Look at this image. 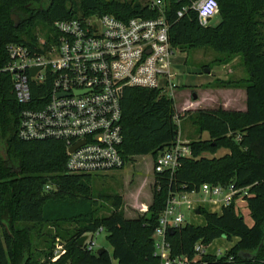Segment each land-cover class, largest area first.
I'll return each mask as SVG.
<instances>
[{
    "label": "trees",
    "instance_id": "16d2710c",
    "mask_svg": "<svg viewBox=\"0 0 264 264\" xmlns=\"http://www.w3.org/2000/svg\"><path fill=\"white\" fill-rule=\"evenodd\" d=\"M165 1L172 47L211 46L222 54L243 56L246 78L222 85L245 90V111L219 108L194 112L192 124L197 134L207 132L209 139L188 142L191 158L181 159L172 175H153L147 212L126 218L121 196H99L110 203L111 209L98 217V199L92 198L90 191L92 175L66 174L63 143L23 141L17 137L20 106L12 93L10 77L0 73V264H9L10 258L23 253L29 257L22 264H158L153 234L168 196L197 192L204 184L231 186L234 191L247 189L249 197L244 201L253 225L245 224L236 212L235 202L222 207L220 213L200 207L204 225L187 224L166 236L171 254L193 257L196 244L207 247L217 239L237 240L224 256H206L203 261L264 264V0H249V4L248 0H216L220 22L207 27L198 24L193 10L177 17L189 0ZM10 13H18L17 27ZM90 15H111L126 21L133 17L153 18L156 12L148 11L141 0H48L47 4L45 0H0V66L7 62L8 44H37L27 30L24 34L29 39L22 38L24 27L34 26L37 21L45 23L49 29L47 38L54 22ZM121 109L123 142L119 153L124 164L141 156L150 155L155 160L178 140L173 100L156 90L126 88ZM221 149H227L229 154L220 158L205 156H213ZM47 186L50 190L45 189ZM63 222L77 226L69 238L61 241L66 252L55 262H51L55 237L42 259L39 254L35 258L28 232L15 228L16 223L42 226ZM100 229L107 234L111 254L105 250L97 256L85 246H78L82 236H93Z\"/></svg>",
    "mask_w": 264,
    "mask_h": 264
},
{
    "label": "built area",
    "instance_id": "2783aa9c",
    "mask_svg": "<svg viewBox=\"0 0 264 264\" xmlns=\"http://www.w3.org/2000/svg\"><path fill=\"white\" fill-rule=\"evenodd\" d=\"M153 18L133 17L126 21L111 15L78 16L53 23L52 33L33 47L8 44L7 62L0 73L10 77L12 93L20 106L17 137L23 141L53 140L63 143L68 175H97L123 168L119 153L123 142L121 100L126 88L156 90L173 100L179 52L169 41L165 0H145ZM197 14L201 27L218 16L216 0H189L177 12ZM36 70L34 74L32 71ZM191 158L187 143L179 140L153 160L152 174L172 175L181 159ZM46 190H50L47 186ZM201 195L197 207L212 206V213L249 197L247 189L202 185L197 192L169 195L153 234L158 264H206V256L222 257L229 249L208 252L196 244L194 256H173L166 240L168 230L187 224L181 207ZM237 198L234 199V196ZM147 212L143 207L140 213ZM102 232L100 229L96 234ZM87 251L96 252L93 236L87 235ZM57 242L51 262L65 254ZM112 264H116L112 261Z\"/></svg>",
    "mask_w": 264,
    "mask_h": 264
},
{
    "label": "rangeland",
    "instance_id": "374dc122",
    "mask_svg": "<svg viewBox=\"0 0 264 264\" xmlns=\"http://www.w3.org/2000/svg\"><path fill=\"white\" fill-rule=\"evenodd\" d=\"M144 2L145 0H141ZM48 0H45L47 4ZM78 2V1H76ZM249 4V0H248ZM20 13V12H19ZM15 18L18 17V13H10ZM27 16V15H26ZM26 18V17H24ZM220 22L219 16L213 18L209 25L215 26ZM27 30L30 36L36 38V42L39 43L45 40L46 35L49 33L46 24L37 21L34 26L24 27V32L20 35L22 38L29 39L28 35L24 34ZM264 32V29H262ZM179 52L178 65L173 69V73L176 75L174 82L178 84V89L174 90L173 103L176 111V124L179 130L181 141H198L207 140L206 134L198 137L197 128L192 124L194 120V112L198 110L211 111L216 108V100L218 99L216 95L209 91H205L204 97L200 102H193L191 95L196 94L197 100L200 99V95L196 93L197 90H204L203 82L211 80L212 77L208 74L203 73L204 67H208L209 70L217 69L218 67L232 63V71L234 76L228 80L239 81L246 78V69L244 66V58L241 54H222L218 52L211 46H184L182 48H176ZM228 80L216 81L217 88L219 89H229L234 87L225 86ZM216 88V87H215ZM238 89V88H235ZM242 89V88H239ZM193 105L189 108L188 104ZM189 108V109H188ZM189 113V115H188ZM187 142V143H188ZM3 151L0 147V155ZM207 158H218L220 156V150L215 155L205 154ZM153 158L152 156H141L134 157L125 162L123 168L119 170H113L105 173H100L97 175H92L90 179V191L92 198L98 199V206L95 210V214L98 217L105 216L110 211V203L104 199H100L99 196H109L118 195L121 196L123 200L122 212L126 218H137L140 215V210L145 206L148 207L152 200V186H153ZM204 199L201 195H193L189 198L192 202H197L192 204L190 207H194V212L199 210L201 202ZM235 205L236 212L243 217L245 224L248 227L253 225L250 213L247 209L246 201L240 202L239 199L236 201ZM235 202V204H236ZM209 211L212 210L211 206L206 207ZM181 213L184 215L186 222H190L195 226H200L204 224V217L201 215L194 214L189 205L185 204L181 207ZM145 214V213H144ZM2 221L8 224L7 220ZM77 225L74 223H59L56 225H29L16 223V229H25L28 232L30 242H31V255L32 257H37L48 252L49 245L55 237V244L61 242L72 234L74 228ZM0 226V233H1ZM93 243H95L96 249L102 248L111 254V247L107 241V234L105 231L99 232L92 238ZM236 243V240L227 242L223 239H217L213 241L208 246V252H215L216 249L221 248L230 249ZM28 253H23L16 259H9V264H22L27 258Z\"/></svg>",
    "mask_w": 264,
    "mask_h": 264
},
{
    "label": "crops",
    "instance_id": "0c3cea01",
    "mask_svg": "<svg viewBox=\"0 0 264 264\" xmlns=\"http://www.w3.org/2000/svg\"><path fill=\"white\" fill-rule=\"evenodd\" d=\"M232 63L218 67L215 70L214 69L209 70L208 75L211 76L212 79L203 82L202 86H204L203 87V88H205L204 90L199 89L196 91V93H198L200 95L199 100H197V96L195 93H193L191 95V97H193V95L196 96V99L195 100L192 99V101L193 102L202 101L204 94H205V91L207 90V91L213 93L214 95L218 96L217 97L218 99L216 100V108L214 110L221 108V109L226 110V111H241V112L245 111V109H246V94H245L244 89H235V88L234 89L233 88L219 89V88H215V86H214L215 85L214 83L217 80L218 81H225V80H228L229 78H231L232 76H234V72L232 71V68H231ZM188 105H189L188 107L191 108V106L193 104L190 103ZM203 134L207 135L206 138L208 140L209 134L207 132L198 133V137H201ZM179 137H180V135L178 136V140L181 141ZM181 142L187 143L188 141L184 140ZM228 154H229V151L227 149H221L220 150V156L218 158L223 157V156L228 155ZM240 202H243V201H240ZM237 203L238 202H236V204H235L236 206H237ZM209 206L210 205L207 204L206 207H209ZM143 207H145V206H143ZM203 208H205V207L203 206ZM211 208H212V206H211ZM205 210L208 212H211V213L213 212L212 210L209 211L208 208H205ZM200 226H202V225H200Z\"/></svg>",
    "mask_w": 264,
    "mask_h": 264
},
{
    "label": "water",
    "instance_id": "95a60500",
    "mask_svg": "<svg viewBox=\"0 0 264 264\" xmlns=\"http://www.w3.org/2000/svg\"><path fill=\"white\" fill-rule=\"evenodd\" d=\"M10 19H11V21L13 22V24H14L15 27H17L18 24L20 23V18H19V17L15 18L13 15H11V16H10ZM35 71H36V70H33V71H32V74H34ZM203 73H205V74H209V70L204 69ZM192 99L195 100V99H196V96L193 95ZM195 214H196V215H199V214H200V211H199V210L195 211ZM167 233H168L169 236H171V235L174 234V231H173V230H168ZM87 239H88V236H86V235H85V236H82V237L77 241L78 246H79V247H83V246L85 245V242L87 241ZM104 251H105L104 249L99 248V249L96 250L95 254H96L97 256H99V255H101Z\"/></svg>",
    "mask_w": 264,
    "mask_h": 264
}]
</instances>
